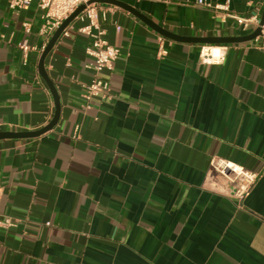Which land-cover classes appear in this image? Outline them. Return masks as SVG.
<instances>
[{"label":"crops","instance_id":"0c3cea01","mask_svg":"<svg viewBox=\"0 0 264 264\" xmlns=\"http://www.w3.org/2000/svg\"><path fill=\"white\" fill-rule=\"evenodd\" d=\"M121 1L175 36L103 3L118 56L100 73L109 95L89 108L91 39L59 36L44 62L60 101L56 124L0 139V216L12 220L0 227V264H264V29L235 40L258 25L244 29L198 0ZM8 2L0 0V131L37 130L56 111L38 70L51 37L39 34L35 2ZM263 8L229 3L260 20ZM23 41L37 49L25 55ZM203 44L223 47L225 60H202ZM214 156L256 173L241 203Z\"/></svg>","mask_w":264,"mask_h":264},{"label":"built area","instance_id":"2783aa9c","mask_svg":"<svg viewBox=\"0 0 264 264\" xmlns=\"http://www.w3.org/2000/svg\"><path fill=\"white\" fill-rule=\"evenodd\" d=\"M158 2H167L170 0H149ZM36 3L37 8L41 11V25L39 34L43 36L46 42L56 31L57 28L66 20L76 8L84 4L85 7L78 15L63 29L61 35L69 36L72 31L82 33L91 39V44L87 47V53L92 57L90 67L93 69L94 76L89 83L83 85V97L85 98V107H90L92 98L109 95V82L100 77V73L104 69H111L113 61L118 56V49L109 43L105 36V29L102 27L101 18L105 15L104 4L101 2H92V0H9L8 7L12 10L28 9L32 3ZM264 2V0H260ZM199 4H205L214 8L215 11H224L227 18L235 20L244 29L249 26H257L260 23L259 13L253 12L249 15H239L229 9L230 0H226L224 4L211 5L203 0H198ZM75 21H79V25H74ZM23 29L26 33L31 32V23L23 22ZM264 26L262 27V30ZM19 47L25 55L32 50H36V46H31L27 41L19 43ZM217 48V52H215ZM164 52V50H161ZM200 58L204 61L220 64L225 60L223 47L212 44H203L200 49ZM212 168L215 172L221 174L230 183L228 193L241 203L249 192L257 175L256 173L246 169L229 160L214 156L211 160ZM49 225V222H46ZM12 220L5 216H0V227H9Z\"/></svg>","mask_w":264,"mask_h":264},{"label":"water","instance_id":"95a60500","mask_svg":"<svg viewBox=\"0 0 264 264\" xmlns=\"http://www.w3.org/2000/svg\"><path fill=\"white\" fill-rule=\"evenodd\" d=\"M92 2L109 3V4H113V5L123 7L125 9H129L133 13L141 16L145 21L150 23L151 26L155 27L161 33H163L165 35H169V36H175V35H171L170 33L165 31L164 29H162L158 25H155L152 22L148 21L140 13H138L134 7H132L128 3H125L121 0H92ZM84 7H85L84 4L79 5L76 8V10L66 20H64V22L60 25V27L56 29V31L53 33L50 40L48 41L47 45L45 46V48L41 54L40 60H39V64H38L39 73L41 74V76L44 78V80L48 84L49 88L51 89V91L53 93L54 99H55L56 111H55L54 117L52 118V120L47 125L39 128L37 130H32V131H0V139L7 138V137L28 138V137L39 136V135L43 134L44 132L48 131L49 129H51L56 124V122L59 118V114H60V101H59V96L57 94V91L54 87V84L52 83V81L49 78L48 73L45 69L44 62H45V58H46L48 52L51 50V48L53 47V45L55 44V42L57 41V39L61 35L63 29L78 15V13ZM263 26H264V8H263L260 23L257 26V28L252 33H250L249 35L235 37L234 39L235 40L254 39L255 37L261 35ZM199 39L204 41V42H209V43H220V42H228V41L233 40V38L230 39V38H223V37H203V38H199Z\"/></svg>","mask_w":264,"mask_h":264},{"label":"bare ground","instance_id":"6f19581e","mask_svg":"<svg viewBox=\"0 0 264 264\" xmlns=\"http://www.w3.org/2000/svg\"><path fill=\"white\" fill-rule=\"evenodd\" d=\"M215 52H217V48H215V50H214Z\"/></svg>","mask_w":264,"mask_h":264}]
</instances>
